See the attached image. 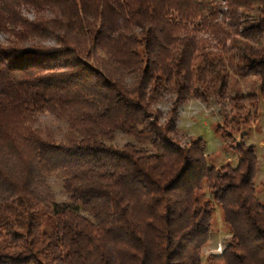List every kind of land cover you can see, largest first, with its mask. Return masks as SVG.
<instances>
[{
    "label": "trees",
    "instance_id": "16d2710c",
    "mask_svg": "<svg viewBox=\"0 0 264 264\" xmlns=\"http://www.w3.org/2000/svg\"><path fill=\"white\" fill-rule=\"evenodd\" d=\"M0 31V264H202L215 207L229 238L204 263L264 264L253 148L214 167L175 128L228 66L264 100V0H0Z\"/></svg>",
    "mask_w": 264,
    "mask_h": 264
},
{
    "label": "rangeland",
    "instance_id": "374dc122",
    "mask_svg": "<svg viewBox=\"0 0 264 264\" xmlns=\"http://www.w3.org/2000/svg\"><path fill=\"white\" fill-rule=\"evenodd\" d=\"M253 15V14H252ZM23 16L31 19V13H23ZM8 34L0 31V46L5 47L10 42ZM42 46L53 45L51 41L37 42ZM231 74L226 84V89L221 98L211 96L206 103L190 99L182 104L178 110L175 123L178 143L183 145L189 140L201 139L203 142V153L208 165L219 167L223 164L235 166L236 155L232 148L238 142L251 146L257 159V172L254 178L255 197L259 203H264V100L257 95L258 80L247 73L241 75L234 73L228 66ZM253 99H242L237 101L238 110L232 107L229 99L233 96H252ZM161 112L168 108L167 99L158 104ZM39 123L47 125L59 136L63 130L62 123L53 121L47 115L39 117ZM128 139L122 135H116L111 143L113 147H120ZM47 182L55 195L56 201H63L59 181L50 176ZM205 198L209 196L208 191L203 193ZM229 238L221 222L220 210L215 207L213 212L212 234L209 241L201 249V262L205 264V258L217 255V247L220 251Z\"/></svg>",
    "mask_w": 264,
    "mask_h": 264
},
{
    "label": "built area",
    "instance_id": "2783aa9c",
    "mask_svg": "<svg viewBox=\"0 0 264 264\" xmlns=\"http://www.w3.org/2000/svg\"><path fill=\"white\" fill-rule=\"evenodd\" d=\"M216 251H217L218 254L221 253V251H220V246L217 247Z\"/></svg>",
    "mask_w": 264,
    "mask_h": 264
}]
</instances>
